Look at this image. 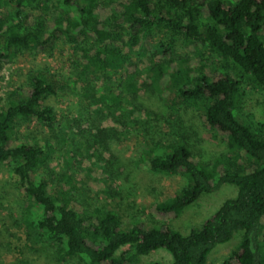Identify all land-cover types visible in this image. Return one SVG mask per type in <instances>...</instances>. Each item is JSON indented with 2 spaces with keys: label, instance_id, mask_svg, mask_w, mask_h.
Here are the masks:
<instances>
[{
  "label": "trees",
  "instance_id": "1",
  "mask_svg": "<svg viewBox=\"0 0 264 264\" xmlns=\"http://www.w3.org/2000/svg\"><path fill=\"white\" fill-rule=\"evenodd\" d=\"M58 42L72 54L71 88L84 102L87 146L107 147L122 129H140L149 143L147 160L141 169L112 153L103 161L114 186L108 193L117 198L112 206L80 202L70 175L53 183L41 170L51 144L13 142L11 136L20 119L50 129L58 122L49 97L61 90L60 79L31 69L26 84L9 92L0 109V166L34 204L26 212L29 226L86 264H133L158 249L171 254L170 264H205L238 232L239 244L223 264H264V121L241 113L246 86L264 94V0H0V60L46 53ZM162 82L180 102L177 111L200 112L203 129L225 144V153L204 163L183 142L169 139L158 119L170 116L171 106L162 112L141 101L125 111V99L131 103L140 89L159 101ZM106 117L121 128L102 125ZM144 172L151 177L141 182ZM163 174L182 175L187 183L159 200L163 187L155 176ZM133 177L155 199L156 212L173 219L223 185L236 186L237 193L183 234L171 222L129 223L125 194H133Z\"/></svg>",
  "mask_w": 264,
  "mask_h": 264
},
{
  "label": "rangeland",
  "instance_id": "2",
  "mask_svg": "<svg viewBox=\"0 0 264 264\" xmlns=\"http://www.w3.org/2000/svg\"><path fill=\"white\" fill-rule=\"evenodd\" d=\"M68 49V46L58 42L53 50L46 53L39 55L24 53L11 60H0V109L8 103L9 92L18 90L26 84L27 75L31 69L40 68L55 73L60 79L62 88L49 97V102L56 108L57 124L50 129L33 121L20 119L13 126V133H11L13 142L25 139L49 142L52 151L47 153L41 168L45 176L55 183L57 176L70 175L71 184L74 185V192L76 191V197L80 202L90 208L102 204L112 206L117 202V198L113 199L108 193L114 186L103 170V161L112 153L124 161L128 159L131 162L134 161L141 169L142 164L147 160L146 150L149 143L143 137V132L139 131L140 129L126 132L124 128L122 129L125 131L124 134L108 139L107 147L95 143V145L91 144L90 148L87 146V138L91 142V136L90 132L85 130L87 122L81 110L84 102L77 90L71 88L75 76L73 71L71 72L73 58ZM139 62L142 79L147 80L145 64L142 61ZM116 76L118 75H113L110 81L115 82ZM244 90L241 100L243 117L264 121V94L252 86H246ZM97 92L100 93V91ZM121 92L124 94V91ZM157 94L161 98L159 101L140 89L131 103L125 99L123 103L125 111L134 104L142 103L141 101L162 112L166 110V105L171 106L172 114L165 119H158L161 131L167 132L169 139L183 142L193 156L204 163L211 162L214 157L227 151L223 142L203 129L199 111L192 109L177 111L180 102L173 98V93L165 86V82H162ZM173 100L176 101L175 104ZM137 115L142 119L145 118L144 115ZM102 125L121 128L107 117L102 121ZM149 177L151 176L147 172H144L141 178L139 175L141 182L147 181ZM155 177L160 181L159 186L163 187L159 200L174 195L187 183L186 178L179 174H163ZM132 180L136 182L135 187L133 186L135 192L125 194L127 199L125 210L129 223L139 220L146 226H156L171 222L183 234L188 233L191 228L199 227L202 221L225 199L234 197L237 193L236 186L223 185L213 193L202 194L195 203L173 219L172 214L156 212L155 199L143 193L142 188H137L139 179L133 177ZM57 189L59 185L53 187V190ZM29 205L34 208V204H31L27 196L19 189L15 178L7 171L6 166H0V264H10L18 260H26L31 264H86L79 256L66 255L62 242L49 240L42 232L29 226L26 222ZM240 237L241 234L238 232L230 241L217 246L208 255L205 264H223L227 256L237 248ZM262 254L264 258V252ZM171 261L172 256L168 251L158 249L139 256L133 264H170Z\"/></svg>",
  "mask_w": 264,
  "mask_h": 264
}]
</instances>
